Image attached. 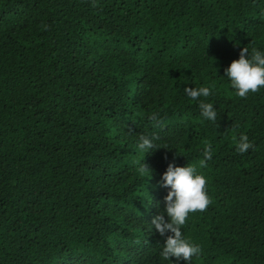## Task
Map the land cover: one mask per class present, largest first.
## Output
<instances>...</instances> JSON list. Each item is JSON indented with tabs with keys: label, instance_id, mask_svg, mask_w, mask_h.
<instances>
[{
	"label": "trees",
	"instance_id": "obj_1",
	"mask_svg": "<svg viewBox=\"0 0 264 264\" xmlns=\"http://www.w3.org/2000/svg\"><path fill=\"white\" fill-rule=\"evenodd\" d=\"M244 47L264 51V0H0V264H177L147 225L173 156L211 200L182 226L191 264H264V88L221 77Z\"/></svg>",
	"mask_w": 264,
	"mask_h": 264
},
{
	"label": "clouds",
	"instance_id": "obj_2",
	"mask_svg": "<svg viewBox=\"0 0 264 264\" xmlns=\"http://www.w3.org/2000/svg\"><path fill=\"white\" fill-rule=\"evenodd\" d=\"M230 83L231 88L238 97L244 98L249 93H256L264 88V51L253 49L251 54L247 47L241 48L239 58L223 69V76ZM187 98L197 101L201 117L208 122L217 121V110L208 98L213 95V89L209 87H184ZM203 97L204 99H200ZM157 121L156 116L150 117ZM157 126L159 122L157 121ZM156 137L141 135L137 141L138 149L146 154L155 152L164 147H158ZM252 147L249 137L240 134L236 149L239 153H245ZM164 159L168 161V157ZM176 157L168 161L165 170L159 175L155 187L165 189L162 201L156 204L157 214L147 220V225L153 235L158 234L163 238L161 256L165 260L175 258V261H183L191 264L192 258L201 253L199 245L189 242L184 238L182 226L186 223L189 213L203 212L211 203L206 184L207 178L197 172V168L191 164L179 166L175 163ZM212 159L211 145L203 149V159L199 160V167L206 166L208 160ZM142 172H148L152 178V170L142 163ZM163 205L161 208L160 205Z\"/></svg>",
	"mask_w": 264,
	"mask_h": 264
}]
</instances>
